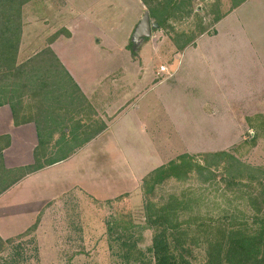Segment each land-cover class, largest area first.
Returning <instances> with one entry per match:
<instances>
[{"label":"rangeland","instance_id":"374dc122","mask_svg":"<svg viewBox=\"0 0 264 264\" xmlns=\"http://www.w3.org/2000/svg\"><path fill=\"white\" fill-rule=\"evenodd\" d=\"M46 1V9L42 5H38L37 9L44 15L43 19L50 24V30L57 28L63 22L70 24L75 37L74 45H78L77 47L73 46L75 49L82 48V42L92 33L103 34L107 38L104 45L112 49L113 52L115 51L116 54L113 53V55H120L121 53H117V49L125 43H128L131 48V35L147 10L141 0ZM239 1L195 0L190 16L181 19H170L164 28L154 29L152 36L147 38V43L142 42L145 44H143L141 50L145 66L153 70L154 68L159 69L163 65L169 69L168 72L174 73V76L156 91H159L162 96V106L159 107L158 105L157 111L159 119L163 122L165 133L173 131L175 127L174 135L176 138L171 147L175 146L176 154L180 155L190 151L188 154L194 156L197 162L203 163L204 150H212L210 152L213 153L228 150L244 165L241 168L242 172L238 173L241 176L240 178H235L234 174L226 173L222 165L210 166L203 174L194 172L186 180L170 179L166 181L155 190L152 196L156 201L163 202L169 195H176L184 201L189 200L194 207V213L200 211L210 218H219L227 223L230 221V217L241 221L246 220L247 216L252 214L249 198L259 192L258 180L264 179V70H261L260 66V60L264 64V43L262 45V37H264V0H249L244 7L236 11L235 19L239 28L243 26L244 29H248L250 22H253L256 28V35H252V46L249 48L247 42L244 45V50L248 52L245 56L243 55V49H239V53L236 52L235 54L232 45H226L217 38H213V44H210L208 48L209 54L221 52L228 55L223 57V62L225 61L227 65V72L229 71L227 75L233 77L238 84L243 81L244 77H246L245 80L248 79V71L251 68L249 64L253 63V60L255 61L254 79H258L257 85H255L256 90L239 94L230 93L228 108H214V112H219L222 116L213 118L212 128L214 133L212 138L201 139L196 130L191 129L193 124L192 120L189 121L192 116L188 105L196 103L194 100L196 97L202 99L206 95L204 93L206 92L205 87L209 86L206 83L203 86L192 88L189 93V86L194 85L189 82L188 67L195 50L192 46L182 53L177 42L184 40L186 37L195 38L199 33V24L207 27L210 34L217 32L214 22L216 17L234 8ZM110 5L113 7L111 8ZM30 9V3L23 7V26L24 24H31ZM151 20L152 22L156 21L153 17ZM236 26L232 28L234 33L237 30H235ZM253 30L255 29L253 28ZM38 33V30L29 29L27 35L37 36ZM243 35L245 38L247 37L245 32ZM30 37L29 40L25 39L23 43L24 48L31 47L27 56L22 58L23 62L27 64L43 53L47 44L45 39L43 42L32 44L30 40L33 41V38ZM21 41H23L22 37ZM197 45L198 52L203 53L202 42ZM73 47H68L67 53L74 51ZM77 51H81V49H77ZM137 52L139 53V50ZM28 55L31 56V59H27ZM46 61L51 67L46 65ZM98 61L100 60L96 59V66H99ZM23 62L17 59L18 65H22ZM108 62L113 63L110 66L111 69L121 67L132 69L130 65H127V59L123 58V55ZM54 63L49 58L45 60L43 55L35 62L33 61L31 72L35 73L37 71L36 65H38V68L44 67L46 74L53 75L55 73L53 76L61 80L67 91V93L58 92L59 102L55 99L54 92L48 89L43 93L41 92L40 97H32L31 90H35L34 85L23 89V77L18 75L17 71L12 74L4 69L0 70V102L10 101L16 106L25 107L26 109L30 104H38L40 100L46 104V109H40L37 115L38 124L40 121L44 124L40 132L41 137L46 126V119H48L45 114L47 113V116L50 117V121H55L56 116H58L56 108H54L55 105L51 102L57 104L61 102L64 106L71 107L75 106L76 103L81 104L84 100L81 99L80 93L75 89L72 81L66 77L58 64ZM44 69L41 70L42 73ZM50 74L47 76L51 79ZM47 82L51 81L47 80ZM149 84L152 86L153 83L149 82ZM152 95L150 94L147 99L149 100V108H151V104L152 107L157 105V92L154 93V99ZM213 95H216V93H213ZM183 96H186L187 99ZM48 105H52V107ZM44 110H46V113ZM146 115L152 116L150 110H147ZM40 116L43 118H40ZM61 116L63 115L60 114ZM249 117L251 121L248 120ZM198 123L195 127L198 126ZM251 124L256 125L258 130L256 128L255 130L251 129ZM208 127H210V124H208ZM253 133L257 134L254 135ZM179 136L181 139L178 142ZM80 142L81 140L77 139L68 140L69 145L61 146L48 159H54L60 156L62 152L71 151V148L77 147ZM43 148L44 144L42 150ZM159 149L162 153L167 152V155L170 150L169 145L166 143H159ZM177 155L174 156L175 158L168 155L166 162L176 159L179 156ZM141 193L139 197L131 198L127 195L109 201H95L85 197L84 215H76L74 209L71 208L59 213V215H52L53 220L50 224L54 237L52 236L50 242H44V237L39 240L35 231V233L13 239L11 242L0 240V264H127L118 252L126 251L128 248L122 247L121 241L115 239L119 235L120 225L129 226L125 236L132 234L131 238L133 239L131 241L136 240L138 249L145 252L152 243L153 232L151 230H141L134 226L145 225L146 223L144 208L146 195L143 190Z\"/></svg>","mask_w":264,"mask_h":264},{"label":"crops","instance_id":"0c3cea01","mask_svg":"<svg viewBox=\"0 0 264 264\" xmlns=\"http://www.w3.org/2000/svg\"><path fill=\"white\" fill-rule=\"evenodd\" d=\"M46 2H30L31 24L23 26L18 60L23 62V56H27L31 50V47L24 48L25 39L29 40L31 36L32 44L45 39L46 47L54 52L84 100L71 107L61 102H51L58 116L55 121H50L44 110L48 119L42 137L40 132L44 124L42 121L38 124L37 115L40 109H46V104L41 100L38 104H30L27 109L19 106L14 108L12 102L0 104V240L4 242L34 231L39 240L44 237V242H50L54 237L50 224L52 215H59L69 208L74 209L76 215H84L85 197L95 201H109L127 195L131 198L139 197L142 194L143 178L173 160L166 162L168 155H177L175 146L171 147L176 138L175 127L173 131L165 133L157 111V106H162V96L156 91L174 73L168 72L167 67L162 71L161 67L152 70L145 66L141 55L145 43L140 44L139 53L125 43L117 49V53L121 54L115 55V51L104 45L107 38L103 34L92 33L86 36L82 48L75 49L78 45H74L75 37L70 24L63 22L50 30V24L43 19L44 15L37 6L42 5L46 9ZM248 2L246 0L216 22L217 32L214 30L215 33L210 34L207 31L180 50L184 53L192 46L195 50L188 67L189 82L194 85L189 86V93L192 88L206 83L209 86L205 87L206 92L202 90L206 94L202 99L196 97V103L188 105L192 116L189 118L193 124L191 129L196 130L201 139L212 138L213 118L222 116L214 112V108H228L230 93L239 94L257 88L255 85L258 79H254L253 73L254 60L249 64L251 68L248 79L244 77L238 84L227 75L229 71L223 57L228 55L208 52L213 38H217L226 45H232L235 54L239 53V49H243L244 56L248 53L244 45L247 42L249 48L252 46V35H256V28L253 22L248 24V29L243 26L239 28L235 19L236 11ZM233 26H236V33L232 30ZM29 29L38 30V35L28 36ZM57 32L59 35L52 39ZM262 39L264 41V37ZM144 41L147 43L148 39ZM200 42L203 53L198 52L197 44ZM68 47H73L74 51L67 53ZM122 55L132 69H111L113 63L108 61ZM27 59H31V56L28 55ZM96 59L100 60L99 66H96ZM260 66L264 70L261 60ZM149 82L153 83L152 86ZM155 92L157 105L152 107L151 104L149 108L147 99L150 94H153L154 99ZM183 98L187 99L186 96ZM147 110H150L152 116L146 115ZM60 114L63 116L60 117ZM70 139L82 142L71 148V151L48 159L58 148L67 146ZM180 139L179 136L178 142ZM159 143L169 145L168 155L167 152L162 153Z\"/></svg>","mask_w":264,"mask_h":264},{"label":"trees","instance_id":"16d2710c","mask_svg":"<svg viewBox=\"0 0 264 264\" xmlns=\"http://www.w3.org/2000/svg\"><path fill=\"white\" fill-rule=\"evenodd\" d=\"M32 1L34 0H0V70L4 69L12 74L17 71V74L23 77V89L34 85L35 90H31L32 97H40V94L48 89L54 92L53 95L59 102L58 92L67 93V91L61 80L53 76L55 73L53 75L46 74L44 67L38 68V65H36L37 71L31 72L33 61L35 62L44 55L45 60L49 58L50 61L55 62L54 64L57 63L66 77L71 80L51 48L46 47L43 53L33 58L28 64H17L23 28V7ZM141 1L150 12V17L156 19L155 22L160 25V28H164L170 19L190 16L195 0ZM245 1L240 0L234 8L217 16L214 22H218ZM198 28L197 36L208 30L201 24L198 25ZM58 35L59 32L55 33L52 39ZM195 38L186 37L184 40L178 41L179 50H183ZM46 65H49L47 61ZM24 69L26 70L22 72ZM42 69H44L43 73ZM49 74L52 76L51 79L47 76ZM47 80L51 82L48 83ZM72 83L75 87L73 81ZM3 102L10 101H2L0 104ZM15 106L12 103V107L15 108ZM248 120L251 121V118L249 117ZM250 128L258 130L257 126L253 124L250 125ZM254 135L252 137L255 142ZM203 154V163L197 162L194 156L184 153L152 170L143 178L141 187L146 195L144 204L146 223L134 226L141 230H151L153 232L152 243L145 252L138 249L136 240L131 241L133 235L125 236L129 226L120 225L119 235L115 239L121 241L122 247L128 248L126 251L118 252L125 263L264 264V179L258 180L259 192L249 198V205L253 212L247 216L248 220L238 221L230 217V221L227 223L219 218H210L200 211L194 213V207L190 201H184L176 195H169L163 202L156 201L152 196L155 190L166 181L170 179L186 180L194 172L203 174L210 166L222 165L226 173L234 174L235 178L241 177L238 173L242 172L241 168L244 165L231 151L222 150L214 153L204 152ZM31 230L33 231V228ZM11 241L13 240L7 242Z\"/></svg>","mask_w":264,"mask_h":264},{"label":"water","instance_id":"95a60500","mask_svg":"<svg viewBox=\"0 0 264 264\" xmlns=\"http://www.w3.org/2000/svg\"><path fill=\"white\" fill-rule=\"evenodd\" d=\"M160 28V25L156 22H152L150 12L146 10L143 14L142 19L133 31L131 41L132 48L134 51L138 50L140 44L146 39L152 36L154 29Z\"/></svg>","mask_w":264,"mask_h":264},{"label":"built area","instance_id":"2783aa9c","mask_svg":"<svg viewBox=\"0 0 264 264\" xmlns=\"http://www.w3.org/2000/svg\"><path fill=\"white\" fill-rule=\"evenodd\" d=\"M161 70L162 71H165L166 70V67L165 66H161Z\"/></svg>","mask_w":264,"mask_h":264}]
</instances>
